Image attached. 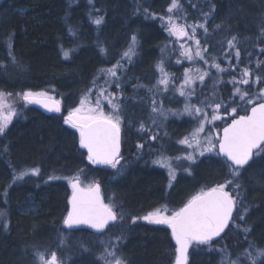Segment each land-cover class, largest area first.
Listing matches in <instances>:
<instances>
[{
    "label": "trees",
    "instance_id": "obj_1",
    "mask_svg": "<svg viewBox=\"0 0 264 264\" xmlns=\"http://www.w3.org/2000/svg\"><path fill=\"white\" fill-rule=\"evenodd\" d=\"M99 2L93 0V8L89 12L81 0H0V92L21 101L26 91L46 92L61 102L64 115L79 106L86 94V102L95 100L99 89H105V96L115 94L118 100L120 98L119 104L123 105L137 97L144 103L155 99L154 91L138 88V83H148L147 76L154 72L159 60L165 63L166 71L178 78L183 68L188 66L180 53L188 48L195 53L196 46L188 37L174 35L173 38L162 24L160 17L168 15L166 10L170 0H105L102 5ZM180 3L182 8L172 14L174 22L180 26L203 22L202 14L214 6L207 20V33L198 29L196 38L200 40L202 49L206 47L207 53L216 56L217 62L229 69L218 74L215 68H209L194 54L195 63L191 65L201 73L209 72L197 92L210 99L215 94V99L236 107V115L244 114L250 105H244L243 101L231 103L234 88L230 82L231 69L220 56V45L225 38L237 36L241 57L233 74L239 78L240 69L249 61L255 72L257 59L264 61V53L259 51L264 47V40L258 39L261 28H264V0H180ZM96 16L104 17V23L99 27L92 22ZM130 26L139 28L140 35L129 29ZM69 29L75 32V36ZM9 33H15L13 51L17 64L11 63L7 55L5 39ZM108 34L124 37V42L111 49L103 41ZM132 35L137 38L135 56L141 61L122 64L117 72L119 87H116L111 82L112 78L100 75L101 69H109L116 64H108L107 55L100 49L106 48L108 55L110 52L119 55ZM163 44L167 49H161L164 53L158 55ZM179 45L185 48H178ZM61 46L63 50H72L70 59H64ZM248 52L252 53L251 57ZM205 58H208L207 54ZM178 59L180 63H177ZM232 64H236L235 58ZM217 80L223 83L217 84ZM240 87L243 91L248 85ZM257 88L253 85L249 95H253ZM9 93L11 95H7ZM155 100L157 106L162 107L163 101ZM22 104L16 108V115L5 134L0 136V210L6 211L9 222L5 230L0 220V264H16L22 253H27L33 245L56 248L54 242L59 244L55 237L57 232L59 236L81 237L87 249L70 264H102V259L93 253L95 247L101 245L97 243L94 246L92 242L108 237L115 240L118 236L123 237L119 252L127 264H174L176 247L168 229L160 224L146 223L143 219L133 223L128 217H143L149 210L167 204L170 194L175 189L189 188L193 177L197 178V186L183 199L192 198V192L198 191V194L223 183L229 178L223 159L215 153L200 156L189 175L182 174L170 182L164 170L152 166L148 163L150 161H143L155 158L162 147H167L165 143L172 142V136L176 135L177 129L172 130L171 127L165 129L160 125L154 130L155 121L143 131L135 128L139 137H131L135 130L125 128L121 131L122 161L116 168L94 166L79 146L77 129L66 124L63 115H45L23 101ZM220 112L227 116L216 125L217 129L233 118L223 108ZM170 129L171 138L163 140V136L171 135ZM152 135L156 136L155 140L150 138ZM31 168H39L40 174L12 182L13 170L19 172ZM89 170L101 186L104 203L121 205L126 213L123 220L111 225L101 235L85 230L67 231L63 226L69 196L68 179L64 178L79 176ZM50 176L60 179H49ZM239 182L240 196L247 206L243 225L250 228L247 240L230 222L211 245L193 244L188 250V264H221L225 250L235 260L248 247V242L264 249V154L255 155L250 166L242 171ZM233 219H236L235 213ZM241 262L246 264V258L241 256ZM257 264H264V257Z\"/></svg>",
    "mask_w": 264,
    "mask_h": 264
},
{
    "label": "snow or ice",
    "instance_id": "obj_2",
    "mask_svg": "<svg viewBox=\"0 0 264 264\" xmlns=\"http://www.w3.org/2000/svg\"><path fill=\"white\" fill-rule=\"evenodd\" d=\"M92 0H89L91 3ZM182 8L180 0H170L167 8L168 15L160 17L162 24L166 27L171 35L178 37H188L189 40L195 43V56L202 60L209 68H215L217 73L229 71L223 68L216 56L207 53V48H201L200 40L196 38L198 29H202L206 34L208 29L206 27L208 17L214 11L212 6L208 12L202 14L203 22H196L191 25L180 26L174 22L173 13ZM147 11V10H145ZM154 15V14H153ZM92 22L98 27L104 23L103 16H96ZM220 25H217L219 28ZM70 34L75 36V32L69 29ZM258 39L264 40V28H261L260 37ZM15 40V33H9L5 39V46L7 55L13 64H17V58L14 55L13 44ZM240 41L237 36L233 35L230 38H225L221 41L220 56L223 57L229 64L232 76L231 83L233 84V94L231 96V103L243 101L244 105H250V114L237 116V108L231 107L230 104H225L222 99H215V94L212 99L205 97L199 103L203 107H198L186 102L184 112L192 116L196 121L195 127L189 136L183 137L177 143L187 146L192 149L183 156L175 157L176 160L195 161L196 154L203 156L205 153H215L217 156H222L224 165L228 170V177L223 183H219L207 191H201L194 195L182 208L175 211L171 215H166L161 211L149 213L143 217L128 218L135 223L137 219L147 220L154 224H166L171 228L172 237L176 241V255L174 264H188V250L195 244L211 245L216 237H220L221 233L228 228L230 222L237 231H241L247 240V234L250 228L243 227L244 217L247 213V206L243 203V198L240 196L241 185L239 178L245 166H250L249 162L253 160L254 155L264 153V61L257 59L255 72L251 68V61L245 65L239 72V78L234 75L237 66L240 64L241 50L238 47ZM137 38L135 35L130 37V43L127 49L122 53L121 60L125 63H131L133 56H135V48ZM64 59H70L71 49L63 50ZM183 48V46H182ZM226 49V50H225ZM101 53L108 54L106 48H101ZM261 53H264V47L259 48ZM181 56L186 59H193V52L191 48L184 49ZM207 54V59L205 58ZM247 55L251 57L252 53ZM235 58L236 64H232ZM209 61L211 63L209 64ZM181 61L178 59L177 63ZM120 61H117L112 68L101 69L100 75H106L112 78V83L119 87L117 72L122 68ZM160 76L157 80L156 87L160 91H168L170 84L173 92H179L180 96L190 101L191 97L196 94L194 87L196 79L189 76L187 71L184 74L183 83L177 88L175 81L171 75L165 70L163 60L157 65ZM209 72L201 73L197 79L203 83ZM99 76L96 77L98 79ZM93 80V84L96 83ZM108 83V81H106ZM217 84L223 83L222 80H217ZM241 85H248V88L242 91ZM257 85V91L253 95H249L252 86ZM160 86H163L162 88ZM151 91V89H149ZM91 90H89V93ZM105 89H99L96 97L95 106H86L88 94L80 101V106L68 112L64 122L79 132V146L87 150V160L93 165L104 164L116 168L122 159L120 154V133H121V115L120 104L118 97L115 94L104 96ZM7 95H11L10 93ZM46 92H33L31 90L22 94V98L29 103H39L40 97L46 96ZM5 93L0 92V101L3 100ZM106 99L111 105L112 111L105 113L100 100ZM162 103V102H161ZM49 111L59 112L60 105L57 102L54 106L44 105ZM5 105L0 102V136H3L11 123L12 118L16 115L15 110L11 105H7L8 114L4 115ZM223 108L225 113L232 116L231 123L223 128L222 135L216 133L215 136L204 133L205 125L212 124L216 120L223 117L218 113ZM152 112L159 113L161 116L165 115L161 107L157 106V101L152 100ZM211 113V115H209ZM176 114V113H173ZM155 121H153L154 123ZM141 131L145 130L143 123L140 125ZM148 131H151L150 129ZM152 140L156 139L155 135L150 137ZM143 147V145H139ZM7 146H5V151ZM154 163L161 164V166L168 169V175L171 180L175 179V169L172 167V158L164 155ZM188 169H185L187 171ZM40 174L39 168L23 169L19 172L13 170L12 182L23 180L26 176H37ZM49 179H60V177L50 176ZM68 179L72 189V194L69 203L71 209L68 211L63 223L68 228L74 226L87 225L89 228L96 230L98 233H104L109 226H115L118 221L123 220L126 213L121 205L114 203H104L100 194V186L90 185L87 189L81 187L78 176ZM10 186V185H9ZM231 186V190L229 187ZM235 193V194H234ZM4 196L7 197V189L4 190ZM233 213L236 214V219H233ZM0 220L3 221V228L7 230L9 222L7 220V213L5 210H0ZM239 221L240 223H237ZM123 240L122 236H118L115 240H109L105 248V254L101 256L104 264H127V261L118 255L119 247ZM255 255H253V251ZM36 264H62L58 261L55 252L46 256L45 253L37 250L35 253ZM241 256L246 258V264H257V261L264 257V249L257 248L254 243L248 242V247L244 252L237 256L235 260L231 259V254L226 250L223 251V259L221 264H242Z\"/></svg>",
    "mask_w": 264,
    "mask_h": 264
},
{
    "label": "rangeland",
    "instance_id": "obj_3",
    "mask_svg": "<svg viewBox=\"0 0 264 264\" xmlns=\"http://www.w3.org/2000/svg\"><path fill=\"white\" fill-rule=\"evenodd\" d=\"M81 2H83L85 8L89 9V12H91L90 10H92V8H93V6H92L93 0L91 3H89V0H81ZM101 2H105V0H100V2H99L100 5H102ZM263 16H264V14H263ZM129 29L136 30L135 31L136 34L140 35V33H141L139 28H136L135 26H130ZM123 38L112 36V34H108V35L104 36L103 41H104V43H106V45L110 46L111 49H114L124 42ZM173 38H174V35H173ZM129 43H130V40L128 39V42H127L124 50L122 51V53L127 49ZM182 46H183V48H185L184 45H181V46L179 45L178 48H182ZM165 48L167 49L166 45L163 44L158 50V55L164 53V52H161V49L164 50ZM192 52H193V59L189 60V59H186L185 57L183 58L185 63H188V66H185L183 68V70L180 73V75L178 76V78H175L174 75H172V73H170L167 70V72L171 75V77L175 81V87H177V88L183 83L184 74L186 71H187V74L189 76L196 79V83L194 85V87L196 89V94L191 97L190 101L186 100L185 97L180 96L178 91L173 92V88H172L171 84L169 86L168 91H160L156 87L157 80L160 76V73L157 69V65L160 63V61H162V60H159L155 64L154 72L149 73V75L147 76V82L148 83L146 84L145 82H139L138 88H141V89H144L147 91H150L149 89H151V91H154L155 92L154 98L155 99H161V101H163V103H164L161 105L162 106L161 109L164 111L165 115L161 116L159 113H153L152 112V100H153V98H151V100L148 101L147 103L146 102L144 103L142 100H140L137 97V98H133V100L129 101L125 105H123V103L120 104L121 131L124 130L125 128L128 131L135 130V128H138L141 131V129H140L141 123H143L144 128H145V127L151 126L150 124L153 121H156V123L153 124V126H155V127L152 126L154 128V130H157V126H160V125H161V127H164L165 129H169L170 127L172 128V130H173V128L177 129L175 136H172L171 129H170L169 133L171 135H166L165 137L164 136L162 137L163 140L164 139L167 140V139H170L172 136L173 141L172 142H166L165 146H167V147H162L160 149V151L157 153V156H155V158L143 160L145 163L150 161L148 163L153 164L152 166L160 168L168 174V169L166 167L161 166V164L154 163V160L157 161L158 159H160L159 157L161 155H164L166 157H171L172 158V167L175 169V178L178 176H181L182 174H183V176L189 175L190 170L193 167V164L200 157V155L196 154L195 161H188V160H179L178 161L175 159V157H177V156H183L187 152L192 151V149L187 148V146L177 143V141L181 140L183 137L189 136L190 133L193 131L195 124H196V121L194 120V118L192 116H189L187 113L184 112L185 103L188 102V103H191L192 105H196L198 107H203V105H201L199 103V101L205 98V96L200 95V92H197V91H199L200 87H202L201 82L199 81V79H197V77L201 74V72H199L197 70V68H194L191 65V64L195 63L194 62V54L195 53H194V51H192ZM122 53L117 55V54L110 52L109 55L107 54L106 62L114 64V63H117V61H120L121 64H124V65L128 64V63H125L123 60H121ZM133 61L134 62L141 61V58H139L137 55L133 56L131 62H133ZM164 68H165V66H164ZM136 86H137V84L135 83L134 87H136ZM160 87L162 88L163 86H160ZM47 96L53 97L52 95H47ZM119 101H120V98H119L118 102ZM0 102H2L5 105V107L3 109L4 115L8 114L7 105H11V107L15 110V112H16V108H18L20 105H23L22 101L19 98L10 97V96H6V95L3 97V100ZM100 103H101V106H102L103 110L105 111V113H110L112 111L111 105L108 104L106 99L101 98ZM95 104H96V99L93 101L86 102V106L90 105V106L94 107ZM79 106L73 107L72 109L77 108ZM158 107H159V104H158ZM72 109H70V110H72ZM123 109H124V112H123ZM69 111H66V113H65L66 116L68 115ZM173 113H176V114H173ZM218 114L221 115L223 118L216 120L212 124L205 125L204 133L200 134L201 137H203L207 134H211V135L215 136V134L218 133L219 129H217L216 125L219 122H221V120H223L227 116L221 112H219ZM11 122H12V120H11ZM171 122H176V123H171ZM161 127L159 129L164 131V128H161ZM166 134H168V133H166ZM139 136H140L139 132H137L136 130L131 135V137H139ZM161 144L164 146V143H161ZM210 154H214V153H205L203 156L210 155ZM262 154H264V153H262ZM152 160H153V163L151 162ZM100 167L112 168L111 166L107 167L105 165H102ZM185 169H188V170L185 171ZM78 177H79L81 184L85 188H88L90 185H93V183L95 182L94 173L91 170H89L88 172L81 173ZM191 179H193V182H191L189 188L177 189V190L175 189L169 196L170 202H168L165 205L159 206L156 209L149 210L145 215L152 213V212H156V211H161L166 215H171L175 211H178L180 206L185 201H187L191 198L190 197V198L183 199L185 194H188L191 190H193L195 188V186H197V178L193 177ZM171 181H173V180H171ZM197 192L198 191H195L194 193L192 192L191 196L193 197L194 195L197 194ZM143 221L146 223H150L147 220H143ZM1 224H3V221H1ZM2 228H3V226H2ZM3 234H5V233H3ZM55 237L58 239V243H59V244H56L57 241L54 242V245L56 248L51 249V247H47V246L33 245L30 248H28L27 253H25V254L22 253V256L20 257V259L17 260V263L18 264H36L34 253L37 250H39L40 252L45 253L46 256H48L52 252H55L57 255L58 261H61L62 264H70L72 259L76 260L82 254H85V251H87L86 247L81 242V237L72 238L71 235H65V237H64L61 234L59 236L58 232L55 235ZM109 240H110V238L108 237L105 239H97L96 241L92 242V244L94 246L97 243H99L101 245L99 247H95L96 251L93 250L94 256L98 255L99 259H101V256L105 254V248L107 247ZM24 255H25V258H24ZM70 255H71V258H70ZM118 255L120 256V252L118 253ZM175 255H176V251H175ZM102 264H104L103 260H102Z\"/></svg>",
    "mask_w": 264,
    "mask_h": 264
},
{
    "label": "water",
    "instance_id": "obj_4",
    "mask_svg": "<svg viewBox=\"0 0 264 264\" xmlns=\"http://www.w3.org/2000/svg\"><path fill=\"white\" fill-rule=\"evenodd\" d=\"M22 100H23V98H22ZM39 100H40V102L39 103H35V102H32V103H29L28 101H25V100H23L25 103H27L29 106H31V107H34V108H37L39 111H41L42 113H44V114H46V115H53V116H60L61 115V113H62V111L60 110L59 112H56V111H49V109L47 108V107H45L44 105L45 104H47V105H49L50 107L51 106H54L58 101L57 100H55L54 98H49V97H40L39 98ZM59 105H60V103H59ZM60 109H61V105H60ZM245 114H250V107H249V109L247 110V112L245 113ZM245 114H242V115H245ZM239 116V115H238ZM232 120V119H231ZM231 120L227 123V124H225L221 129H220V131H219V133L222 135V132H223V128L224 127H226V126H228V124H230L231 123ZM78 136H79V133H78ZM83 151L85 152V154H86V156H87V150L86 149H83ZM220 158H222L223 159V157L222 156H219ZM251 163V161L249 162V164ZM98 165H102V164H98ZM247 166H245V168H246ZM98 183H95V184H93L92 186H94V185H97ZM99 185V184H98ZM100 186V185H99ZM69 187H70V194H69V197H68V209H67V213H68V211H70V209H71V204L69 203V201H70V198H71V194H72V189H71V186H70V184H69ZM82 187V186H81ZM85 189H87V188H85ZM101 194V193H100ZM185 205V204H184ZM183 205V206H184ZM182 206V207H183ZM181 207V208H182ZM66 216H67V214H66ZM65 216V217H66ZM65 219V218H64ZM63 225H64V223H63ZM167 226V229L169 230V233H170V236H171V239H172V242L174 243V245L176 246V248L178 247L177 245H176V241H175V239L172 237V234H171V228L168 226V225H166ZM64 227H65V229L66 230H69V231H74V230H77V229H82V230H86V231H88V232H90V233H93V234H101V233H98V232H96V230H94V229H91V228H89L87 225H80V226H74L73 228H68L66 225H64ZM226 230V229H225ZM224 230V231H225ZM223 233H221V235H222ZM220 235V236H221ZM217 238H219V237H216L214 240H216ZM213 240V241H214Z\"/></svg>",
    "mask_w": 264,
    "mask_h": 264
},
{
    "label": "bare ground",
    "instance_id": "obj_5",
    "mask_svg": "<svg viewBox=\"0 0 264 264\" xmlns=\"http://www.w3.org/2000/svg\"><path fill=\"white\" fill-rule=\"evenodd\" d=\"M174 189H175V187H173L171 190L173 191ZM171 190H170V191H171ZM172 191H171V192H172Z\"/></svg>",
    "mask_w": 264,
    "mask_h": 264
},
{
    "label": "flooded vegetation",
    "instance_id": "obj_6",
    "mask_svg": "<svg viewBox=\"0 0 264 264\" xmlns=\"http://www.w3.org/2000/svg\"><path fill=\"white\" fill-rule=\"evenodd\" d=\"M121 137H122V134H121ZM24 258H25V255H24Z\"/></svg>",
    "mask_w": 264,
    "mask_h": 264
}]
</instances>
